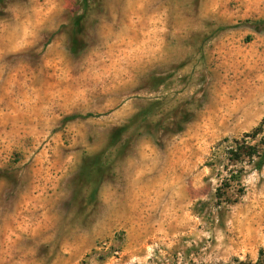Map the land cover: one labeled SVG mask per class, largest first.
I'll return each mask as SVG.
<instances>
[{"label":"rangeland","instance_id":"rangeland-1","mask_svg":"<svg viewBox=\"0 0 264 264\" xmlns=\"http://www.w3.org/2000/svg\"><path fill=\"white\" fill-rule=\"evenodd\" d=\"M262 141L264 0H0V264H264Z\"/></svg>","mask_w":264,"mask_h":264},{"label":"trees","instance_id":"trees-1","mask_svg":"<svg viewBox=\"0 0 264 264\" xmlns=\"http://www.w3.org/2000/svg\"><path fill=\"white\" fill-rule=\"evenodd\" d=\"M242 156H249L253 157L258 154V157L260 158L258 164L262 165L264 163V153H259V151L251 145H245V147H242L241 149Z\"/></svg>","mask_w":264,"mask_h":264},{"label":"snow or ice","instance_id":"snow-or-ice-1","mask_svg":"<svg viewBox=\"0 0 264 264\" xmlns=\"http://www.w3.org/2000/svg\"><path fill=\"white\" fill-rule=\"evenodd\" d=\"M260 131V129H257V132H259ZM262 142H264V141H262Z\"/></svg>","mask_w":264,"mask_h":264}]
</instances>
